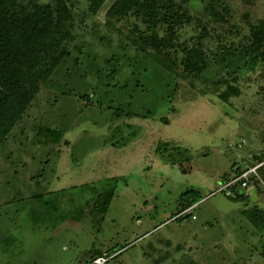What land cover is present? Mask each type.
<instances>
[{
	"label": "rangeland",
	"instance_id": "374dc122",
	"mask_svg": "<svg viewBox=\"0 0 264 264\" xmlns=\"http://www.w3.org/2000/svg\"><path fill=\"white\" fill-rule=\"evenodd\" d=\"M65 1L72 40L41 53L45 78L28 82L32 99L0 144V264H85L109 251L107 264H264V164L247 188L218 191L234 166L264 159V43L253 35L264 0H156L162 16H184L173 25L108 19L114 0L96 14ZM189 50L200 71H185ZM44 129L63 138L51 144ZM190 190L203 198L178 215Z\"/></svg>",
	"mask_w": 264,
	"mask_h": 264
},
{
	"label": "trees",
	"instance_id": "16d2710c",
	"mask_svg": "<svg viewBox=\"0 0 264 264\" xmlns=\"http://www.w3.org/2000/svg\"><path fill=\"white\" fill-rule=\"evenodd\" d=\"M87 1L90 3L89 11L92 14H96L105 2V0ZM65 2V0H57L56 6L52 7L40 5L32 0L25 5H17V0H0V144L21 119L32 99V90L27 89L28 82L33 89L38 80L45 78L38 69L41 53L46 55L51 50L55 53L62 43L72 40L69 28L73 18ZM163 6L158 5L156 0H114L106 16L108 19H119L133 12L146 17L150 24L163 22L168 25H173L174 21L184 20V16L178 14L173 6L165 7L166 10L162 16ZM161 18L164 20L160 21ZM261 27L263 30L260 28L253 31L259 45L264 43V23ZM149 40L160 42L158 46L169 43V41L159 40L156 35H152ZM261 55L264 56V52ZM204 64V58L197 51H186L183 62L186 72L200 71ZM234 94V89L228 87L219 98L223 103H227ZM37 134L46 138L51 144H58L63 138V133L56 129L40 130ZM261 161L263 162L264 159L258 160V162ZM241 170L239 166L232 168L235 176L239 175ZM229 180L230 176L226 175L221 183L224 184ZM221 193L224 194V192ZM102 196L104 200L99 208L107 211L113 196V188L105 190ZM201 198L203 197L197 190L183 193L180 201L184 209L178 215L188 206L201 201ZM254 214L264 217L261 211H255ZM114 254V251L105 254L96 253L85 264L102 257L112 258Z\"/></svg>",
	"mask_w": 264,
	"mask_h": 264
},
{
	"label": "built area",
	"instance_id": "2783aa9c",
	"mask_svg": "<svg viewBox=\"0 0 264 264\" xmlns=\"http://www.w3.org/2000/svg\"><path fill=\"white\" fill-rule=\"evenodd\" d=\"M264 164V161L261 162V163H257L255 166L251 167V168H245V169H242L240 174L235 176L234 174L232 175V178L230 177V180L227 181L226 183L222 184L220 186V188L218 189V191L221 193V192H225L224 194L226 193H230V190L231 188L236 184V183H239L241 184V186L243 188H247L248 187V184L246 182L247 178L250 177V176H257V171L259 168H261ZM251 187L248 188L247 190V195H248V191ZM191 209H187L185 211H183L181 213V215H188V213H190ZM185 215V216H186ZM192 218H194V216H192ZM111 259L108 258V257H102V258H98V259H95L94 261L90 262L89 264H106L109 260Z\"/></svg>",
	"mask_w": 264,
	"mask_h": 264
},
{
	"label": "water",
	"instance_id": "95a60500",
	"mask_svg": "<svg viewBox=\"0 0 264 264\" xmlns=\"http://www.w3.org/2000/svg\"><path fill=\"white\" fill-rule=\"evenodd\" d=\"M226 196L230 195V193H226ZM248 196L250 197L251 201H253L256 198V193L253 188H250L248 191Z\"/></svg>",
	"mask_w": 264,
	"mask_h": 264
}]
</instances>
